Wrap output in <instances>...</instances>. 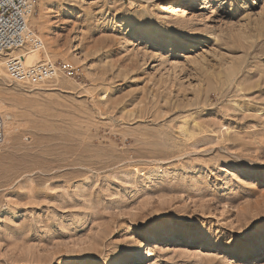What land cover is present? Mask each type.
I'll list each match as a JSON object with an SVG mask.
<instances>
[{"label":"rangeland","instance_id":"374dc122","mask_svg":"<svg viewBox=\"0 0 264 264\" xmlns=\"http://www.w3.org/2000/svg\"><path fill=\"white\" fill-rule=\"evenodd\" d=\"M29 22L73 73L0 72V264L264 250V0H37Z\"/></svg>","mask_w":264,"mask_h":264},{"label":"built area","instance_id":"2783aa9c","mask_svg":"<svg viewBox=\"0 0 264 264\" xmlns=\"http://www.w3.org/2000/svg\"><path fill=\"white\" fill-rule=\"evenodd\" d=\"M37 0H0V55L2 68L13 83L35 86L60 74L72 75V70L54 62L25 63L29 51H41L44 42L29 20ZM5 140V120L0 112V144Z\"/></svg>","mask_w":264,"mask_h":264},{"label":"bare ground","instance_id":"6f19581e","mask_svg":"<svg viewBox=\"0 0 264 264\" xmlns=\"http://www.w3.org/2000/svg\"><path fill=\"white\" fill-rule=\"evenodd\" d=\"M45 46V45H44ZM5 54H1L0 55V72L3 73L4 75L5 74V71L1 68V66L3 65V59L1 57H3ZM47 60H45V59ZM44 59V60H42ZM50 59V54L47 52L46 49L42 50V52L40 51H29L25 54V63L26 64H32L34 62H45V61H50V62H53L51 60H48ZM41 60V61H40ZM57 77V76H56ZM1 98V97H0ZM3 101L0 99V108L3 106L4 103H2ZM7 116V115H6ZM5 116V117H6ZM5 120V119H4ZM6 123V121H5ZM6 125V124H5ZM6 127V126H5ZM165 237H167V234H163V233H151L149 234L146 239L147 240H152V239H164ZM262 241L259 240V238L256 240L255 242V245L256 244H259L261 245ZM141 245V246H140ZM138 250H131V251H128L126 252L125 254H123L122 256L116 258L114 261H113V264H118L119 263V260L125 256H127V258L129 257H142L143 254H144V251L146 250V242H140L139 245H138Z\"/></svg>","mask_w":264,"mask_h":264},{"label":"snow or ice","instance_id":"6c2138e0","mask_svg":"<svg viewBox=\"0 0 264 264\" xmlns=\"http://www.w3.org/2000/svg\"><path fill=\"white\" fill-rule=\"evenodd\" d=\"M257 225L254 223L250 226L249 229L245 231V234L248 231H251V229L255 228ZM244 235V234H242ZM242 239V237H235L231 244L228 245L229 248H232L233 245L237 243V240ZM247 264H264V250H261L259 252L250 250L249 260L247 261Z\"/></svg>","mask_w":264,"mask_h":264}]
</instances>
